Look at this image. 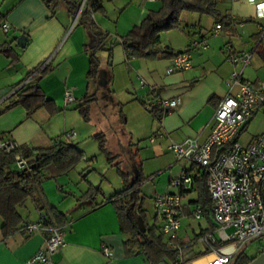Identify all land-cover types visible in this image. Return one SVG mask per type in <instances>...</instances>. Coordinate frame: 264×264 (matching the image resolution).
I'll use <instances>...</instances> for the list:
<instances>
[{"label":"crops","instance_id":"0c3cea01","mask_svg":"<svg viewBox=\"0 0 264 264\" xmlns=\"http://www.w3.org/2000/svg\"><path fill=\"white\" fill-rule=\"evenodd\" d=\"M96 1L97 11H92L86 1L78 14L82 0L56 3L53 0H0V25L10 26L6 33L0 28V46L9 44L14 55L9 58L0 54V137L37 150L50 148L64 134L74 133L68 141L84 153L83 161L87 165L81 164L57 178L47 177L42 183L48 206L66 219V224L60 226L63 246L53 257L56 264H149L143 254L128 253L136 250V245L126 244L128 237L121 232L116 209L110 201L123 189L122 177L117 172L116 187L110 181L104 186V173L91 168L85 149L77 140L86 135H103L112 160L111 168L116 169L118 165L129 178L135 177L140 168L144 177L147 168L141 161L149 162L155 165V169L146 174L147 180L153 182L150 194L155 196L161 189L159 182L155 184L160 171L169 174L164 193H179L178 188L171 191L174 187L170 181L190 168L177 162L168 147L171 142H182L190 137L203 143L210 134L216 106L229 91H236L235 87L229 88L234 68L227 61L226 46L234 52L252 51L251 64L243 70L242 76L256 86L264 83V19L256 17L258 0H225L218 5L220 13L228 16V26L216 23L207 15L182 12L179 27L160 34L159 48L165 52L164 58L127 59L121 45H115L111 52L107 51V45L139 26L150 12H157L161 1ZM216 24L222 29L218 35H213ZM20 35L28 38L24 48L16 43ZM196 38L205 39L207 48L189 49L190 40ZM186 51L191 68L170 71L173 57ZM256 53L259 56L254 58ZM91 57L98 60V66L90 77ZM43 67L49 72L38 86L52 101L54 110L43 107L29 115L21 105L6 109L16 99L18 88L34 84L32 78L39 76ZM67 89L72 90L75 101L66 106L64 92ZM86 97H90L91 102L88 119L84 120L76 107ZM174 99H179L180 105L174 110H165L159 121L147 109L156 107L160 100ZM260 112L264 110L260 109L256 115ZM254 117L243 126L239 139ZM126 123L132 126L124 132ZM102 126L103 131L96 134ZM90 187L98 191L95 196L86 197ZM196 205L201 204L197 203L195 185L182 201L181 221L191 218L187 228L179 234L180 242L190 244L191 260L183 264H208L214 258V253L197 237L215 232L216 224L211 213L209 217L203 213L199 220L193 218ZM142 210L147 220V211L144 207ZM18 211L24 221L22 225L38 221L40 214L46 215L30 200ZM158 221L155 214L154 222L147 223L161 226ZM3 225L0 216V264H25L41 249L48 236L46 231L30 234L17 230L4 237ZM104 248H108L109 256L104 254ZM218 249L223 254L233 252L230 246ZM160 264L171 262L166 259Z\"/></svg>","mask_w":264,"mask_h":264},{"label":"built area","instance_id":"2783aa9c","mask_svg":"<svg viewBox=\"0 0 264 264\" xmlns=\"http://www.w3.org/2000/svg\"><path fill=\"white\" fill-rule=\"evenodd\" d=\"M86 1L82 0L78 14ZM255 9L256 17L264 19V0L256 1ZM0 27L4 33L10 30L7 23H2ZM221 29V25L216 24L213 35H218ZM262 29L264 34V26ZM188 48L206 49L207 42L205 39H192ZM225 49L227 61L234 68L229 88L235 87L236 91H229L216 106L210 134L203 143L191 137L182 142L170 143L168 150L177 162L190 169L170 181L172 187L180 190L179 193L156 195L154 198L156 217L161 222L160 231L167 243L177 251L176 258L180 264L184 260L182 249L188 245L182 246L179 240L182 201L193 190L195 178L201 173H205L211 215L216 224L215 232H206L197 237L214 253L213 260L208 264H230L243 245L264 237V131L245 145L239 143L243 126L260 109L264 110V83L256 86L242 76L243 70L251 64L252 51L234 52L229 45ZM190 68L187 51L173 57L170 71H186ZM74 101L72 90H65L64 105ZM179 105V99L160 100L156 107L165 113V110H174ZM65 136L69 139L74 133ZM18 147L13 142L0 140V149L5 153L13 152ZM15 166L22 170L27 169L28 164L24 158L16 155ZM192 215L197 220L201 219L202 206L196 205ZM44 220L46 216L40 214L38 221L26 223L24 227L30 234L40 231L48 233L41 249L25 264H56L53 257L63 246L62 228L44 225ZM220 246H230L233 252L223 254L218 249ZM103 252L106 256L110 255L108 248H104Z\"/></svg>","mask_w":264,"mask_h":264},{"label":"trees","instance_id":"16d2710c","mask_svg":"<svg viewBox=\"0 0 264 264\" xmlns=\"http://www.w3.org/2000/svg\"><path fill=\"white\" fill-rule=\"evenodd\" d=\"M59 0H53L56 3ZM61 1V0H60ZM65 1V0H62ZM161 8L157 12H150L137 27H134L126 35L113 40L107 45V51L111 52L115 45H121L127 59L144 58L158 59L164 58L165 52L159 48L160 34L173 28L179 27V17L182 12L197 13L212 17L216 23L229 25L228 16L221 14L218 5L225 0H160ZM92 11L99 9L96 0H87ZM106 36L104 35V40ZM0 54L13 57L12 48L9 44L0 46ZM13 61V60H12ZM95 57L90 59L89 76H94L98 66ZM49 72L47 67H43L39 76L32 78L33 83L28 87H21L18 90L16 99L12 101L6 109L14 105L23 106L30 115L40 108L54 110L51 100L42 93L38 82ZM90 97H86L83 102L76 107L84 120L88 119ZM153 117L158 121L164 115V111L159 107H148ZM159 109V110H158ZM123 117V116H122ZM55 140L52 147L47 149L31 150L27 147L19 146L13 152L5 153L0 149V216L4 220L2 233L4 237L11 236L17 230L25 231L26 224L22 223L23 218L19 213V208L23 207L26 201L30 200L39 211H45L46 220L44 225L60 227L66 224L65 216L55 208L48 206L42 183L45 178H57L72 169L83 159V153L78 147L69 142L65 136ZM98 146L107 157L109 164L112 162L110 154L105 148L104 136L95 135ZM0 140H3L0 137ZM5 141V140H4ZM20 155L27 161V169H17L15 166V156ZM117 172L123 179V189L114 194L111 203L115 207L120 230L128 237L127 243L136 245V250L130 254H143L149 264H160L166 259L171 264H180L176 258L177 251L168 244L166 238L160 231V227L149 225L142 210L144 195L142 185L146 181L138 168L135 177L129 178L123 174L119 166H115ZM195 185L197 190V203L203 208V213L210 216V199L205 186V173L196 176ZM98 189L91 188L85 194L86 197L96 195ZM141 222V223H140ZM185 244L183 243L182 246ZM190 246L183 247V263L191 260L188 255ZM243 253H237L230 264H249L253 259Z\"/></svg>","mask_w":264,"mask_h":264},{"label":"rangeland","instance_id":"374dc122","mask_svg":"<svg viewBox=\"0 0 264 264\" xmlns=\"http://www.w3.org/2000/svg\"><path fill=\"white\" fill-rule=\"evenodd\" d=\"M74 18L76 19V16H74ZM99 55L102 56L101 53H99ZM256 56H259V53H256L254 58H257ZM114 111L115 110L113 109V112ZM131 126H132V123L124 124L123 131L125 132V131L130 130ZM102 131H103V126H102V128L98 127V130H96V134H98ZM263 131H264V113L260 112L249 122L246 129L242 132L240 139H239V143L241 145H245V144H247V142L249 141V139L252 136L260 134ZM77 141L80 142L82 147L85 149L84 150L85 156L88 157V160H89L88 164L91 163V168L96 167L97 169L102 170V173H104L103 174L104 180L102 181L104 183V186L107 185L106 184L107 181H110L113 183L114 187H116V180L118 179L117 178V176H118L117 171L114 167L111 168L109 166V162L107 160L106 155L100 151L99 146H98V140L96 139L95 134H92L90 136H88V135L83 136L82 140H81V138H79ZM142 143H144V142H142ZM83 159H84V153H83ZM83 159L78 163V165L76 167H78L81 164H86V162H84ZM141 163H143V164L145 163L146 168H147L145 170H147L148 172L153 171V169H155L154 168L155 165H152L149 162H142L141 161ZM147 171H145V172L143 171L145 173V176L143 178H145L146 181L142 185L143 191L145 192V197H144L143 202H142V207H144L147 211V214H148L147 217L149 219V220L147 219V221L148 222L151 221L150 223H152V222H154V218H155V214H156V210L154 207V198L156 195L165 194L164 189L167 186V183L169 182V174H168V172H161L160 171L159 175L156 177L157 180H156L155 184H157L159 182L160 183L159 186L161 189L159 190L158 193L155 194V196H152V194H150V190L153 189V186H152L153 182H150V179L147 180L148 179L146 176V174L148 173ZM156 175H157V173H156ZM100 179L101 178L99 177L98 181H100ZM74 182H76V180H74ZM171 191H173V192L177 191L176 187L172 188ZM190 219L191 218H184V219H182V221L180 220L181 226H180L179 234L183 231V229L187 228L188 221H191ZM156 226L160 227V224L156 225ZM228 231L230 232V230H228ZM263 249H264V237L258 238L256 240H253L250 242H247L245 245H243L240 252L249 258H253V257H256Z\"/></svg>","mask_w":264,"mask_h":264},{"label":"water","instance_id":"95a60500","mask_svg":"<svg viewBox=\"0 0 264 264\" xmlns=\"http://www.w3.org/2000/svg\"><path fill=\"white\" fill-rule=\"evenodd\" d=\"M28 38L25 35H20L17 38V45L20 48H24L25 44L27 43ZM249 264H264V251L257 255Z\"/></svg>","mask_w":264,"mask_h":264},{"label":"flooded vegetation","instance_id":"af4514ba","mask_svg":"<svg viewBox=\"0 0 264 264\" xmlns=\"http://www.w3.org/2000/svg\"><path fill=\"white\" fill-rule=\"evenodd\" d=\"M263 251H264V249H263L260 253H262ZM260 253H259V254H260ZM259 254H258V255H259Z\"/></svg>","mask_w":264,"mask_h":264}]
</instances>
